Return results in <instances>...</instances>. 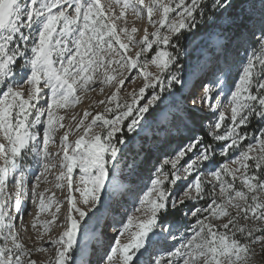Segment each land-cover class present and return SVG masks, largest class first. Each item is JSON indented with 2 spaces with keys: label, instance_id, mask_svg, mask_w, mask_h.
<instances>
[{
  "label": "snow or ice",
  "instance_id": "6c2138e0",
  "mask_svg": "<svg viewBox=\"0 0 264 264\" xmlns=\"http://www.w3.org/2000/svg\"><path fill=\"white\" fill-rule=\"evenodd\" d=\"M261 2L264 5V0ZM115 5H119V15H115ZM232 6V0H112L107 4L101 0H0V264H37L31 258L32 252L45 250L25 245L14 214L22 210L29 191L26 161L30 156L41 166L31 188L32 201L35 204L38 199L41 212L49 210L53 201L46 198L47 189L38 191L40 182L57 166L51 161L59 158L63 171L56 180L63 183L56 186L67 184L70 208L64 217V230L49 242L58 246L55 264H82L80 237L87 239L83 222L90 210L102 204V196L120 186L118 165L122 146L128 142L126 134L142 127L145 114L166 88L182 83L178 64L181 35L195 28L207 12ZM128 9L137 19L146 14L155 31L150 34L145 28L143 37L135 39L133 34L138 29L132 27L129 31L124 19ZM121 20L118 29L117 21ZM130 44L141 46L135 59L128 55ZM257 44L228 94L230 116L219 111L209 132L213 141L223 142L221 155L230 150L238 154L230 162L216 165L215 145L193 136L172 157L165 158L135 209H145L146 218L132 215L121 223L105 264H113L117 257L118 264H251L252 245L264 240V236L255 235L264 231V128L252 135L242 128L249 126L253 118L264 122V26ZM154 46L151 60L138 62ZM149 63L160 69L159 75L145 71ZM113 64L116 67L112 68ZM102 67L104 83L116 79L107 74L109 68L121 76L108 97L109 103L117 101L113 116L109 119L98 112L85 125L91 115L85 111L74 129L80 131L83 127L82 134L69 142L73 129L67 128L58 136L59 130L66 128L58 110L79 103L77 93L90 90L89 82ZM125 67L138 69L145 82L138 92L133 90L131 103L125 100L121 104L118 93L125 79L120 70ZM150 88L152 94L140 104ZM215 88L214 84L206 85L200 98L213 110L219 107L212 103ZM192 105L195 109V100ZM71 118L75 120L76 116ZM97 126L101 132L92 131ZM57 139L60 150L54 153L49 145ZM245 140L249 141L246 145ZM230 163L237 167H230ZM209 168L215 170L208 172ZM74 174L78 177L75 187ZM10 178L14 180L12 193L7 191ZM178 183L182 187L176 188ZM73 192L79 193L83 206ZM186 199L209 201L206 207L191 210L196 218L191 235L166 256L146 262L142 258L145 254L151 257L154 244L169 227L161 216L170 206L183 205ZM60 203L56 201V213L60 212ZM224 217H229L226 222H214ZM58 218L53 215L44 221L45 230L51 231L50 225ZM241 219L254 223L241 224ZM32 227L35 229V222ZM130 230L131 239L121 243L120 237Z\"/></svg>",
  "mask_w": 264,
  "mask_h": 264
},
{
  "label": "rangeland",
  "instance_id": "374dc122",
  "mask_svg": "<svg viewBox=\"0 0 264 264\" xmlns=\"http://www.w3.org/2000/svg\"><path fill=\"white\" fill-rule=\"evenodd\" d=\"M110 2H112V0H101L103 4ZM208 2L211 3V0H208ZM115 7V15H119V5H115ZM262 9H264V5H262L261 0H247V2L244 3V8L238 11V15L235 18L229 15L231 12L229 8L222 11H210L205 14L203 20L198 21L195 28L183 32L179 40L180 55L178 57V64L181 66L182 83H174L170 89L166 88L161 99L156 102L155 106L150 108L149 113L145 114V119L141 121L142 127L134 133L127 134L128 142L122 146L121 159L118 165L120 169V186L110 195L102 196V204L97 206L96 209L90 210L89 216L86 217L83 222V226L87 228V239L85 241L83 235L80 237V244L83 245V247L80 250L79 259L82 264H105L106 255L110 251V247L112 246L121 223L125 221L128 216L132 215L139 219L146 218L145 209H141L140 212H136L135 209L140 206L139 201L143 198L144 193L150 186V182L154 178L158 165L165 158L172 157L191 137L201 136L204 138L205 142L215 145L216 155L214 161L216 165L230 162L234 156L238 154L235 150H230L227 155H221L220 148L223 142L213 141L209 136V132L214 126L219 111H226L227 115L230 116L231 107L228 104L227 97L238 79L242 65L246 61V57L258 47L257 40L260 35V30L262 26H264V10ZM209 16H211V19H209ZM245 16L250 17L251 23L248 27L240 28L239 26L244 22ZM124 19L127 20L129 31L132 27L138 29V31L133 34L137 40L143 37L145 28L148 29L150 34L155 31V28L149 25L146 14L142 16V18L137 19L133 11L128 9ZM122 23V20L117 21L118 29L122 26ZM202 27H205V31L201 29ZM222 32H225L226 39H224L221 34ZM231 37L233 40L226 44V40ZM173 41L175 42V37H173ZM140 48V45L130 44L128 55L135 59V53L139 51ZM168 50L172 52L176 51L174 48H169ZM155 51L156 48L154 46L152 50L143 53L138 62L142 63L145 59L150 61ZM111 67L114 68L116 65L113 64ZM175 67L176 65L172 66L173 69H175ZM120 71L123 73L125 85L118 93V101L121 104H123L125 100L131 103L133 90L138 92L139 88L142 87L145 82L143 73L139 72L138 69L129 67H125ZM145 71L156 73L157 75L160 74V69L151 63L148 64ZM107 74L115 76L116 79L112 80L110 83H104L105 69L103 67L98 68L93 76V80L89 82L90 90L77 93L80 97V102L75 104L72 108L58 110L59 114L64 117L62 122L66 125L65 129L59 130L58 136L62 135L67 128H71L73 131L69 134V142H74L78 139L79 135L83 132V127L80 131H75L74 129L78 121L83 118L85 111L91 114L85 120V125H87L98 112L103 113L109 119L112 118L117 101L109 103L108 97L116 90L117 81L121 79V76L112 72L111 68H109ZM208 84H214L216 86L212 94V103H218L219 105L216 110H213L207 102L202 103L200 99L204 94V87ZM101 88H103V92H101ZM155 90L159 91V88L157 87ZM152 92L153 89L151 88L146 90L145 98L140 101V104L145 103ZM217 93H219V95H217ZM194 100L196 101L195 109H193L192 105ZM99 101H104V103H99ZM105 109H113V111L106 112ZM190 109L211 116L210 121L203 125L205 134L200 135L197 130L194 129L197 124V119H191L189 115ZM73 115L76 116L75 120L71 118ZM42 119H46V117ZM227 122L226 120L225 123ZM125 123H127V121ZM262 128H264V122L253 118L251 124L242 128V131H247L252 135L258 134L259 130ZM92 131L101 132L102 129L97 126L94 127ZM222 131L223 129H221V132ZM183 135L187 136L185 140L182 139ZM248 142V140H245L243 144L246 145ZM49 147L54 153L59 151V139H57L55 143L50 144ZM51 162L55 163L57 166L52 168L46 175L53 179V183L51 181V183L46 182V180L42 178L40 185H43V187L48 190L45 196H47V199H52L54 204L56 203V199L57 201L60 199L63 200L61 210L58 214L59 218L54 223L57 226L54 228L57 229L56 234L59 235L61 231L64 230L62 227L64 219L61 218L68 213L64 207H67L70 203L69 190L66 183L61 189L56 186L57 183H63L62 181L58 182L56 180V174L59 173L60 170L63 171L59 166V158H55ZM26 163L28 166L27 188L29 189V187L32 188L34 178L39 174L41 166L31 156ZM138 164H140V166H138ZM230 167L235 168L237 165L230 163ZM212 170L215 169H207L208 172ZM33 171H35V175L32 177L31 174ZM202 171H204V169H202ZM208 178L211 179L210 176ZM189 179H191V177ZM73 180L75 187V184L78 183L76 174H74ZM13 185L14 180L10 178L7 185V191L9 193L14 192ZM52 186H54L55 189ZM175 187L180 188L182 185L178 183ZM31 188L24 198L22 207V213H24L25 217L24 219L20 218L16 220L17 231H19L25 245L29 248H32L33 243L37 241V237L42 233L39 219L35 221V229L32 227V224H30L31 217L29 216L33 214L37 206L39 207L38 199L35 204L32 201ZM72 194L76 195L78 203L83 206L79 193L73 192ZM261 195H264V193ZM208 202L207 200L188 201L186 199L183 205L177 203L175 206H170L169 208L171 209L182 206V219L169 222L166 221V215L164 213L161 216V221L165 222L169 227L154 244L151 257L145 254L142 259L147 262L159 255L166 256L167 252L173 251L175 247H178L186 236L191 235V227L195 224L196 218L191 216V210H194L195 207H206ZM228 218L229 217H224L214 222L224 223ZM240 223L252 224L254 222L241 219ZM133 230H130L129 233L120 237L121 243H127L131 239V231ZM255 235L264 236V231L257 232ZM57 247L56 245L50 244L48 247L43 248L45 249L44 251H33L31 258L37 261V264H55ZM252 248L254 249V255L251 264H264V240L254 243ZM118 260L119 257H117V260L114 261L113 264H118Z\"/></svg>",
  "mask_w": 264,
  "mask_h": 264
},
{
  "label": "bare ground",
  "instance_id": "6f19581e",
  "mask_svg": "<svg viewBox=\"0 0 264 264\" xmlns=\"http://www.w3.org/2000/svg\"><path fill=\"white\" fill-rule=\"evenodd\" d=\"M58 148V147H57ZM61 168V167H60ZM60 170V169H59ZM60 172H61V170H60ZM59 172V173H60ZM59 173H57L56 174V176L59 174ZM35 175V171H33L32 172V174H31V176L33 177ZM47 176V175H46ZM46 180V182H52L53 183V179L52 178H49V176H47V178L45 179ZM50 182V183H51ZM60 182V181H59ZM55 183V182H54ZM53 188H54V186H52ZM31 187H29V189H30ZM44 189H45V187H43V185H40L39 186V189H38V191H44ZM55 189V188H54ZM61 189V188H60ZM58 192H59V189H58ZM47 197V196H46ZM50 198V197H49ZM52 200V199H51ZM56 201H57V199H56ZM59 201H61V202H63V200L62 199H60ZM39 203V202H38ZM61 206H62V203H60L59 204V207H60V210H61ZM56 207H57V204L55 203H52V205H51V207H50V209L49 210H46V211H43V212H41L40 211V208L37 206V208H35V211L33 212V214H31L29 217H31L30 218V220H31V222H30V224H33V222H35L37 219H39V224H40V226H41V232L42 233H40V236L39 237H37L38 239H37V241L36 242H34L33 243V245H32V248L33 249H36V248H45V247H48L51 243L49 242L50 240H54V239H56L57 238V229H54L55 227H57L56 226V224H51L50 225V228H51V231H46L45 230V228H44V221H48V220H51L52 219V216L53 215H57V216H59L58 214L59 213H56ZM67 211L66 212H68V210H69V208H70V203L67 205V207L65 206L64 207ZM25 209V208H24ZM23 212V209L19 212V213H17V220H19L20 218L21 219H24V213H22ZM14 214H16V213H14ZM29 219V218H28ZM41 219V220H40ZM29 220V221H30ZM28 221V222H29ZM26 222V221H25ZM24 225V224H23ZM27 226V225H26ZM62 230V229H61ZM62 232V231H61Z\"/></svg>",
  "mask_w": 264,
  "mask_h": 264
},
{
  "label": "trees",
  "instance_id": "16d2710c",
  "mask_svg": "<svg viewBox=\"0 0 264 264\" xmlns=\"http://www.w3.org/2000/svg\"><path fill=\"white\" fill-rule=\"evenodd\" d=\"M247 2V0H233V6L231 7V8H229L230 10H231V12L229 13V15L232 17V18H235L237 15H238V11L239 10H242L243 8H244V3H246ZM244 15H247V14H244ZM245 20H244V22L239 26L240 28H245V27H248V25L251 23V19H250V17L249 16H245V18H244ZM204 28L205 27H202L201 29L203 30V31H205L204 30ZM199 32H200V29H199ZM222 35H223V37H224V39H226V37H225V32H222L221 33ZM234 36V35H233ZM233 39H232V37L231 38H229L228 40H226V44H228L229 42H231ZM154 53V52H153ZM189 112H190V117H191V119L193 120H196L197 119V124H196V126H195V128L194 129H196L197 130V132L200 134V135H203V134H205V132H204V127H203V125L206 123V122H209L210 121V118H211V116H209V115H207V114H204V113H202V112H199V111H197V110H193V109H190L189 110ZM170 136V135H169ZM130 137H132V136H130ZM130 137H129V139H130ZM187 138V136L186 135H183L182 136V139H186ZM126 139H127V134H126ZM127 147V146H126ZM126 150H127V148H126ZM125 150V151H126ZM151 157V156H150ZM149 157V158H150ZM138 166H140V164H138ZM182 213H183V208H182V206H180V207H177V208H168V211L165 213V219H166V221H169V222H175V221H177V220H180V219H182Z\"/></svg>",
  "mask_w": 264,
  "mask_h": 264
}]
</instances>
